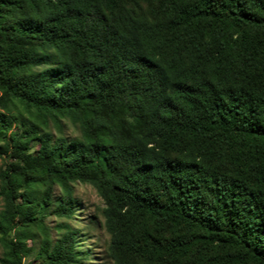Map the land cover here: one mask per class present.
Instances as JSON below:
<instances>
[{
  "label": "trees",
  "instance_id": "obj_1",
  "mask_svg": "<svg viewBox=\"0 0 264 264\" xmlns=\"http://www.w3.org/2000/svg\"><path fill=\"white\" fill-rule=\"evenodd\" d=\"M2 134L1 264L79 263L76 184L112 264H264V0H0Z\"/></svg>",
  "mask_w": 264,
  "mask_h": 264
},
{
  "label": "rangeland",
  "instance_id": "obj_2",
  "mask_svg": "<svg viewBox=\"0 0 264 264\" xmlns=\"http://www.w3.org/2000/svg\"><path fill=\"white\" fill-rule=\"evenodd\" d=\"M22 130V126L16 123L13 127V131ZM66 136L76 138L79 133L72 126L66 127ZM6 137L2 134L0 136V148H5ZM24 143V138H19L18 145L21 147ZM16 161L9 157L8 154L0 155V192L2 185V172L11 166ZM76 195L79 197L80 206L79 210H76L73 215V220L70 222L71 226L80 232L78 251L81 252L79 257V263L77 264H112L107 257V245L109 236L104 228V219L101 213L104 207L102 198L98 195L96 190L88 184H76ZM55 193L57 197H60V192L56 188ZM4 209L3 196L0 195V212ZM49 213L45 214L43 220L38 224L34 230L36 240H30L27 242L28 248H31V252L28 256L24 257V264H39L38 250L41 243L43 233L48 231L50 233L52 241H56L60 238L63 231L58 229L60 223L63 220L56 218L51 209ZM14 233H12V236ZM1 236V235H0ZM3 245L0 240V258L3 255ZM1 264V263H0Z\"/></svg>",
  "mask_w": 264,
  "mask_h": 264
}]
</instances>
